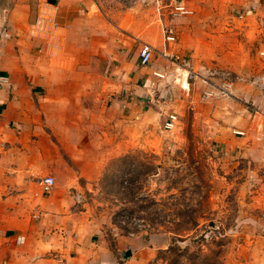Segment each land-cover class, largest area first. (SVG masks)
I'll return each mask as SVG.
<instances>
[{
	"label": "crops",
	"instance_id": "crops-1",
	"mask_svg": "<svg viewBox=\"0 0 264 264\" xmlns=\"http://www.w3.org/2000/svg\"><path fill=\"white\" fill-rule=\"evenodd\" d=\"M41 1L56 9L52 32L36 30V0H0V76L7 77L0 82V264H149L165 245L104 226L79 203L80 178L97 177L104 159L135 150L136 115L146 102L165 119L199 109L201 99L211 109L264 110V89L256 82L264 79V0H240L258 20L254 28H241L239 42L230 46L233 53L254 44L256 79L241 85L240 65L216 68L213 49L202 51L204 40L190 45L182 39L175 48L182 54L191 49L194 72L202 67L187 85L174 74L176 63L158 59L143 66L138 53L128 58L138 41L158 53L164 49L159 2L158 9L129 10L108 26L96 0ZM226 75L237 76L231 92L218 93L215 79ZM113 96L126 99L127 109H98L96 103L85 109L87 100ZM112 129H127V137L117 132L112 138ZM46 176L56 180L48 195L37 185Z\"/></svg>",
	"mask_w": 264,
	"mask_h": 264
},
{
	"label": "rangeland",
	"instance_id": "rangeland-1",
	"mask_svg": "<svg viewBox=\"0 0 264 264\" xmlns=\"http://www.w3.org/2000/svg\"><path fill=\"white\" fill-rule=\"evenodd\" d=\"M96 1L108 26L124 20L129 10L142 15L160 3L165 28L174 38L170 51L188 66L169 62L177 64L174 74L186 85L194 59L191 49L176 51L182 39L190 45L204 40L202 51L213 49L218 69L240 65L237 74L245 78L240 85L256 79L254 44L230 53V46L239 42V30L258 23L240 0ZM179 4L191 13L177 14ZM212 10L219 16L212 18ZM133 16L127 20L132 22ZM140 47L136 42L128 58L139 55ZM161 51L153 62L165 60ZM194 68L201 76L202 67ZM106 72L107 67L105 75L114 77ZM221 79H215L216 88ZM161 99L157 95L154 100ZM93 100L84 103L85 109L95 103L98 109H127L121 97ZM30 102L36 106L38 99ZM138 110L135 150L104 159L97 177H81L79 203L115 232L165 245L149 264H264V110L211 109L201 99L199 109H187L181 118L172 113L178 118L172 130L165 129L169 113L165 119L147 102ZM107 132L114 139L117 132L127 137V129ZM85 166L81 164L86 171Z\"/></svg>",
	"mask_w": 264,
	"mask_h": 264
},
{
	"label": "built area",
	"instance_id": "built-area-1",
	"mask_svg": "<svg viewBox=\"0 0 264 264\" xmlns=\"http://www.w3.org/2000/svg\"><path fill=\"white\" fill-rule=\"evenodd\" d=\"M39 5V17L37 19L36 23V30L40 32H52V30H55L58 26L57 23V12L56 9L52 4H50L47 1H41V0H36ZM174 10L176 11L177 14L183 15V14H190L191 11L186 8L183 4L176 5L174 7ZM47 30V31H46ZM169 31L165 28L164 29V49L161 51L162 57L165 58L167 61L171 62H179L180 64H183L185 66H188L187 63L180 61L178 56H175L173 53L170 51L171 44L174 42V38L168 34ZM156 49L147 43H143L140 49L139 53V59L140 63L143 66L149 65L154 57H155ZM264 55V54H263ZM189 78L190 79H195L198 77L197 73L194 72L192 69L189 70ZM0 82H7V77L5 76H0ZM256 82L260 84L261 88L264 89V79L262 77H258ZM213 86L216 85L213 84ZM233 87V81L231 80L230 75H226L222 83L216 88L215 90L218 93L221 94H229L231 92V89ZM205 96L211 97L214 94L212 92H207L204 93ZM178 121V118L175 114H170L165 122V129L167 130H172L175 128V125ZM37 185L42 191L44 195L50 194L55 186H56V180L52 176H46L39 178L37 180Z\"/></svg>",
	"mask_w": 264,
	"mask_h": 264
}]
</instances>
